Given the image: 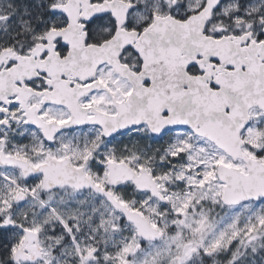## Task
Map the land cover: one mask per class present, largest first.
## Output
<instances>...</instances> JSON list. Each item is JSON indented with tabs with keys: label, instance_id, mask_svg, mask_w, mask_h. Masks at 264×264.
Returning a JSON list of instances; mask_svg holds the SVG:
<instances>
[{
	"label": "snow or ice",
	"instance_id": "1",
	"mask_svg": "<svg viewBox=\"0 0 264 264\" xmlns=\"http://www.w3.org/2000/svg\"><path fill=\"white\" fill-rule=\"evenodd\" d=\"M0 264H264V0H0Z\"/></svg>",
	"mask_w": 264,
	"mask_h": 264
}]
</instances>
